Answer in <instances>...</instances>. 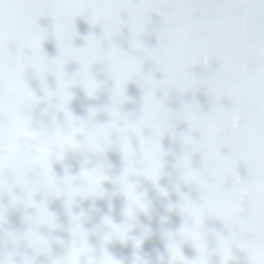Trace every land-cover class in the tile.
Wrapping results in <instances>:
<instances>
[{
  "label": "snow or ice",
  "instance_id": "6c2138e0",
  "mask_svg": "<svg viewBox=\"0 0 264 264\" xmlns=\"http://www.w3.org/2000/svg\"><path fill=\"white\" fill-rule=\"evenodd\" d=\"M125 13L133 34V53L121 52L114 45L104 49L94 38L84 48L73 47L75 17L88 16L92 23H102L111 40L124 23L121 17ZM153 13L163 17L164 28L159 46L145 48L139 37ZM42 16H51L55 22L53 35L60 50L56 60H48L42 52L47 38L37 23ZM10 45L15 46V54ZM144 58L158 64L162 81L143 75ZM70 61L80 64V71L71 79L64 73V65ZM210 61H218L219 70L199 79L193 75V66ZM97 63L106 66L114 82L109 109L114 119L123 118L119 107L126 100L127 82L133 77L143 81L142 114L135 123L126 120L124 128L116 129L125 168L123 176L113 182L126 183L129 174L155 181L164 167L160 139L173 131L176 120H183L188 132L180 138L184 151L176 168L181 180L200 192V201L182 195L181 211L197 224L207 216L220 220L233 243L249 233L252 240L264 243V0H0V178L7 172L9 180L28 193L27 204L36 209L27 218L26 236L34 244H42L40 225L55 226L46 204L32 200L36 191L44 188L51 193L58 184L87 178L89 190L95 194L99 184L109 179L102 171L85 167L80 177L66 175L58 180L51 168L50 146L70 144L79 132L90 148L104 152L111 146L113 128L75 121L68 112L65 115L73 122L68 134L58 125L33 128L27 113L39 100L25 82V71L32 68L41 79L54 74L58 90L48 93V100L55 95L64 107L70 99L68 90L75 84L83 85L89 95L99 88L90 73ZM158 88L180 93L204 88L214 99L212 110L203 113L191 104L173 113L156 97ZM225 97L231 100L230 108L221 103ZM192 132L200 133L199 140ZM132 135L138 141L136 146L131 143ZM224 148L229 150L227 155ZM197 153L202 158L199 169L192 166V156ZM241 163L249 170L243 180L238 174ZM33 173L38 175L36 183L26 179ZM78 230L74 226L73 232ZM182 233L198 250L202 248L195 231L185 227Z\"/></svg>",
  "mask_w": 264,
  "mask_h": 264
},
{
  "label": "clouds",
  "instance_id": "9594fccd",
  "mask_svg": "<svg viewBox=\"0 0 264 264\" xmlns=\"http://www.w3.org/2000/svg\"><path fill=\"white\" fill-rule=\"evenodd\" d=\"M98 91H100V85L92 95H89L87 90L86 93L89 97H95ZM53 97H56L59 100V103H56L54 107L57 110H65V106L60 107L61 101L55 95L52 96L51 102L48 100L49 105L53 106ZM71 98L72 97L70 96L67 104ZM110 107L106 110L109 112L111 119L106 124H110L113 131L110 137L111 146L106 148L104 152L90 148L86 143L85 135L79 132L72 136L70 144H64L62 146L60 144H53L50 146L51 161H62L69 152L73 154H94L97 158V163L89 165L85 162L82 168L86 167L89 171L98 169L102 171L105 176L109 177V179H105L99 184V188L95 194L89 190V180L87 178L83 180L74 179L67 185L58 184L55 191L51 193L47 189L41 188L47 196L64 198L66 202V208L70 216V223L68 226L70 240L64 243L65 250L63 255L57 256L53 254L51 238L42 236L39 230L38 234L42 244H34L26 236V233L29 231L27 218L30 216L25 217V222L27 224L26 231L20 233L8 230L6 226L8 224L9 209H27L32 206L27 204L28 193L20 184L9 180L7 172L4 174L3 178H0V201H2L5 196L8 197L7 205L0 202V264H40L39 258L42 256L47 258V264H153V262L142 253V244L144 240L151 235V229L145 228L141 235H134L137 229L138 214L143 213L144 215H150L152 212V201L148 198L146 191L142 188L141 183L137 178H143L144 181L150 182L156 189L159 197L167 199L169 195L168 190L162 187L159 183L161 177L164 175V167L155 181L142 174H129L126 177V183L113 182L123 176L125 168L124 155L121 152L119 145L120 134L116 129L124 128L126 120L129 124L135 123L137 118L133 119L132 117L121 113L119 110L121 117L123 118L114 119L109 111ZM95 112V109H91L87 119H80L75 117L71 112L68 113L75 118V121H85L90 124H97L95 122ZM72 123L73 122L69 121L65 115V123L60 126L65 134H68ZM114 136L118 137L115 143L113 142ZM79 138L83 139L81 140ZM100 143H103L102 138ZM111 148H118L122 155L123 167L119 173H113L111 166L103 159L106 151ZM37 170L40 171L38 168ZM81 171L77 176H67L80 177ZM31 175L26 178L28 181H31ZM178 175L179 180L183 182L180 178L179 171ZM106 181L111 182L115 186L114 193H108L104 189L103 185ZM9 184L11 185L10 188ZM17 187L20 189L19 193L15 191ZM113 195H120L124 199V206L122 209L124 221L122 223L117 224L113 221L111 215H104L99 224L89 230L85 227V224L89 219L87 213L84 211L79 213L73 212V208L77 205L78 201L85 199H91L93 201L97 199H108L111 209V197ZM182 203H184V201L181 200L177 205H168V210L178 211L179 214L185 218V222L177 232L164 231L162 233V238L166 245V264H213V256L218 257V264H236V257L233 254V249L236 247H239L245 252L247 256V264H264V243L252 239L241 238L239 243L231 242V238L221 239L218 241L217 247L214 250L210 249L206 243L205 233L201 230L205 218L197 224L192 216L181 211ZM47 211L51 213L48 208ZM51 214L54 218L52 223L55 226H50L49 223L44 224H47L51 229H55L57 227L56 217L53 213ZM74 217L76 218L75 221L73 219ZM74 226H77L79 229L76 233L73 232ZM185 227L191 231H195L199 235L202 242V248L200 250L194 246L192 240L186 233H182V229ZM92 235H95L97 239V244L95 246L89 243V238ZM115 241H119L121 244L125 245L131 242L134 251L130 259L126 260L123 258H117L109 251L108 246ZM184 242H191L196 249V256L194 259L189 260L184 256L182 251V244ZM23 248L30 249L31 254L23 251ZM164 258V253L158 254L159 264H163Z\"/></svg>",
  "mask_w": 264,
  "mask_h": 264
},
{
  "label": "water",
  "instance_id": "95a60500",
  "mask_svg": "<svg viewBox=\"0 0 264 264\" xmlns=\"http://www.w3.org/2000/svg\"><path fill=\"white\" fill-rule=\"evenodd\" d=\"M80 17L81 16L75 17L73 21H77ZM40 19H41V22H40ZM156 22L163 23V21L158 20V19L156 20ZM37 23H38V26L44 25V24L47 26L48 31H46L45 33H48L51 30L54 31L53 25L55 22L51 16H42L39 18V21H37ZM44 47H45V42L43 41L42 48ZM57 58L59 57H56L52 60H56ZM151 61L154 62L153 60ZM202 65L203 64H197L193 66V73L198 79L206 75H209L213 72V71L212 72L203 71L201 69ZM208 65L213 68H217L220 66L218 61H210ZM79 71H80V64L77 61H75L72 64L70 63V64L64 65V73H65L66 78H69V79L73 78L76 75V73H78ZM97 73H98V66L96 67V75ZM97 78H98V83L100 84V87H101V80H103L105 77L104 75L101 74ZM152 78L154 79L155 77L153 76ZM24 79H25V82L27 83L28 88L32 91V93L39 100L38 103H35L32 105L31 109L27 113L32 121L33 128L39 129L41 126H45L47 128H55L57 125L58 126L64 125L65 111L71 112L75 117L80 118V119H87L89 117V113L86 114V118L83 117L84 98L82 97V94L83 92L86 91L83 85L77 83L68 90L72 98L69 101V103L65 106V110L61 111V110H57L54 107L56 103H59V100L56 97H53V102H52L53 106H50L48 103V93H55L58 90V81L54 74L52 73L45 74L43 79H41V76L35 70L32 71V68H28L25 71ZM125 86H126V90H128L129 94L131 95L130 97H127L128 103L126 106L130 109V111L138 112L139 109H142L143 107L144 89L142 87H135L133 85H125ZM104 93L106 94L108 93L107 86L105 87ZM157 94H159L158 97H157ZM155 95L158 99H162L164 101L168 109L172 108V105L178 100H180L183 96L180 92L174 91V89L167 93H164L163 91H160L157 89L155 92ZM77 99H80L81 102L78 103ZM201 102L205 104V107H208V112H210L211 107H213V104H214V99L212 96H210L207 93L206 89L205 91L204 90L200 91L198 96L194 98V102H192L191 104L199 105ZM221 103L224 105L225 108H230L227 106V104H231V100L225 97L221 100ZM184 104L191 105V104H188L187 101H185ZM136 105H138V108L135 111H133ZM107 106L110 107L111 105H107ZM199 109L203 113H208L204 111L205 108L202 109L199 106ZM96 113H95V116H96ZM97 115L101 118L95 122L97 124H100L99 121L102 120L103 115H100L99 113H97ZM135 118L137 117H133V119ZM106 123L108 122H105L102 124H106ZM178 127L181 130L183 129L188 130V125L183 120L175 121L173 130L177 129ZM146 134H149V133L146 132ZM191 134L197 135L199 134V132H192ZM79 139L82 140L83 138H79ZM117 139L118 137L114 136L113 142L115 143ZM169 140L170 139H167L165 143H162L160 141L161 147L164 153L166 154L164 157V162H166V166L168 165V168L170 170V172L167 173V176H165V173H164V175L161 177L159 181L160 185L168 190L169 195L167 199H162L161 197H159L156 189L150 182L144 181L143 178H137L139 182L141 183V186H144L145 188L148 187L152 191L153 195L157 197L158 199V203H157L158 206L155 205L154 202H152V206L156 208L154 209V215L157 216L159 219L158 220L151 219L146 224L147 228L151 229V235L148 238H146L145 241H147L148 243H153V244L151 246H147L143 243V245L147 248V251H142V253L146 255L153 262V264H159V261L157 260L158 255H154V256L151 255L150 253L151 250L159 251L166 255V247L164 248L161 247V246H164L165 244V241L162 238V233L164 231L175 230V229H170L171 226L176 228V230L178 231L181 228L182 224L185 222V218L181 216L178 211H169L168 205L169 204L177 205L182 200V195L184 197L190 198L193 202L198 203L200 201V192L195 188V186L189 185L179 180L176 163H177V159L183 155V151H184V148L179 147L181 144L180 138L172 139L170 145H168L166 144V142H168ZM131 143L133 144V146L137 145L138 141L135 135L131 136ZM118 150H119L118 148H111L108 151H106L103 157L104 161L111 166V169H115L117 173H119L123 167V162L117 164L116 156L113 155L114 152ZM85 162H87L89 165H93L97 163V158L92 153L73 154L69 152L67 153V155L62 161L52 160L51 168H52V172L57 177V179L62 180L66 175L77 176L78 175V170L76 169L78 168L77 166L82 168ZM111 163H115V164H111ZM192 166L197 169L201 168L202 159H197L193 155L192 156ZM137 167H140L139 163L137 164ZM246 170H248L247 166L244 163H241L238 167V174L242 180L247 179L246 174H245ZM76 171H77V175L75 174ZM33 174L37 175V173H33ZM106 185H109V187H106ZM172 185L174 186V188L176 189L179 195L172 190ZM103 187L108 193H112V191L115 189V186L109 181H106ZM110 188H113V190L111 191ZM15 191L19 193L20 192L19 187H17ZM5 197L8 198L7 196ZM111 198L112 200L117 201V202L121 200L120 195H113ZM63 199L64 198L49 197L45 194L43 189L36 191L35 194L33 195V201L37 204L41 202L45 203L48 210L51 213H53L55 217L57 215V212H55V209L61 205V203L63 202ZM114 201H111V202H114ZM107 204H109L108 199H106V201H103L101 205L99 204V201H90L89 205L94 210H97L98 213L111 215L114 221L115 220L120 221V218L114 216L110 208L109 207L107 208L105 206ZM75 209H77L76 206H75ZM17 211L15 212L12 208L9 209L8 224L6 227L8 228V230H10V227H14L10 231L22 233L26 231L27 224H25V221L23 218L18 216ZM26 211L30 213L31 215H34L36 212V209L34 207H30V208H27ZM45 225L47 224H41L38 229L41 235H42L43 226ZM144 229L143 228L137 229L134 235H137V236L141 235ZM201 230L205 233L207 246L213 250L217 247L219 240L230 238V233L225 228V225L220 220L214 217H211V216L205 217ZM66 232H68L67 235L70 238L68 228H66L63 234L65 235ZM243 238L252 239L253 237H252V234L250 235L249 233V234H246ZM56 240H57V243L59 244H54L53 243L54 241L52 240L53 254H55V251L59 246L67 242V240H64V238L63 239L57 238ZM182 251H183L184 256L188 258L189 260L194 259L196 256V249L194 248L191 242L183 243ZM233 254L236 257V264H247V256L242 249H240L239 247L234 248ZM166 260H167V256H166ZM212 261H213V264H218V257L213 256Z\"/></svg>",
  "mask_w": 264,
  "mask_h": 264
},
{
  "label": "bare ground",
  "instance_id": "6f19581e",
  "mask_svg": "<svg viewBox=\"0 0 264 264\" xmlns=\"http://www.w3.org/2000/svg\"><path fill=\"white\" fill-rule=\"evenodd\" d=\"M122 21L124 23H122L119 32L112 37L111 40L107 39L105 36V30H104V26L102 23H92L91 20L89 19L88 16H81L77 21H73V32H74V37L72 40V44L73 47L75 48H84L85 45L87 44L89 39H96L102 48L104 49H108L110 46H115L117 48H119L121 50V52L124 53H133V34L130 31V28L127 25V14H123L121 17ZM161 20L163 21V23H157L156 20ZM39 21V19H38ZM41 22V19H40ZM54 27V25H53ZM164 28V20L163 17L161 15H159L158 13H153V15L151 16L150 19V23L148 24L146 30L140 35L139 39L141 40V42L143 43L145 48H156L159 46L160 44V39H159V34L160 32L163 30ZM39 29L43 32L48 31L47 26L44 25H40ZM53 30H51L50 32L47 33V38L44 40L45 42V47L42 48V52L43 54L46 56V58L48 60H52L56 57L60 56V50L58 47V43L56 40V37L53 35ZM10 49L12 50L13 54H15V46L14 45H10ZM25 54L26 55H30L29 50L25 49ZM75 61H70L66 64H72ZM98 66V73L96 75V67ZM220 67V66H219ZM219 67L217 68H213L211 66L207 65H202L201 69L205 72H214L219 70ZM32 71H34V69H32ZM192 73H193V67L191 69ZM142 72L144 76H150V77H155L154 80L156 81H162L164 79V75L162 73V71L160 70L158 64L154 61L152 62L151 59L148 58H144L143 59V63H142ZM90 73L92 75V77L98 82V78L101 74L104 75V79L101 80V87H100V91L97 92V94L95 95V97H89L85 92H83L82 97L84 98V102H83V107H84V113H83V117L86 118V114L90 113L91 109H95L97 113H99L100 115H103L102 120L99 121L100 124L105 123V122H109V120L111 119L109 112L106 110L107 108H109L107 105H111L112 104V88L114 87V82L112 81V79L110 78V76L108 75L107 72V68L104 64L102 63H97L92 65V67L90 68ZM193 75H195L193 73ZM100 85V84H99ZM126 85H133L135 87H142L143 88V81L141 78L139 77H133L131 80H129L127 82ZM107 86L108 89V93H104L105 91V87ZM158 90L163 91L164 93H167L173 89H161L158 88ZM205 89L204 88H200L196 91H191V92H185V93H181L183 96L180 100H178L177 102H175L172 105V108H170L169 110L173 113H178L181 111L182 107L185 105L184 102L187 101L188 104H191L192 102H194V98H196L198 96V94L200 93V91H202ZM174 91H176L174 89ZM208 93V92H207ZM124 95L126 96V100L124 101V103H122L119 107V110L121 111V113L126 114L130 117H139L142 114V109H139L138 112H132L130 111V109L126 106L128 101H127V97H130L131 95L129 94L128 90H126V86H125V91H124ZM159 96V94H157V97ZM86 101V103H85ZM77 102H81L80 99H77ZM198 106H200L202 109H204V111L208 112V107H205V104L203 102H201ZM228 107H231V104H227ZM138 108V105L135 106V108L133 109V111H135ZM212 110V107H211ZM126 111V112H125ZM95 112V113H96ZM96 113L95 116V121L99 120L101 117H99ZM105 117V118H104ZM177 121V120H176ZM184 128V127H183ZM146 132L148 133V131L146 130ZM181 132V133H180ZM188 130L186 129H179V127L175 130H173L172 132H168L165 133L160 141L162 143H165V141L167 139H170L168 142H166V144L170 145L172 139H179L181 138L185 133H187ZM194 139L199 140L200 138V133L197 135H192ZM180 148H183L182 143L179 146ZM223 152L225 155L228 154L229 150L227 148L223 149ZM116 156L117 159V164L121 163L120 161L123 160L122 159V155L121 153L118 151L114 152V154ZM195 158L197 159H202L201 156L197 153L194 154ZM111 164H115V163H111ZM77 166V165H76ZM78 168H76L78 170V174L81 171V168L79 166H77ZM170 170L168 168V165L166 166V162H164V173L165 176H167V173H169ZM77 175V171L75 173ZM246 177L248 178V174H249V170H246ZM173 179V178H172ZM30 180L32 183H36L38 181V175L32 174L30 177ZM173 181V180H172ZM142 188L146 191L148 198L154 202L155 205L158 206V199L157 197H155L152 193V191L148 188V187H144L142 186ZM110 190L112 191L113 188H110ZM172 190L177 193L176 189L174 188V186L172 185ZM115 192V189L112 191V193ZM178 194V193H177ZM179 195V194H178ZM120 201H114L111 198V201H114L111 203V211L113 212V214L116 215V217L120 218V221L115 220L114 222L119 224L122 223L124 221V217L122 215V209L124 206V199L122 196ZM88 201H93L91 199H87ZM99 200H106V199H99ZM83 201L85 202V200H82V204ZM4 204H8V198L4 197L2 199V201H0ZM101 205V204H100ZM87 209H84L83 211L87 213L89 219L88 222L85 224L86 229H92L95 225L99 224L100 222V218L98 216H93L92 215V207L91 206H86ZM108 208V207H107ZM110 208V207H109ZM15 212L17 211V214L19 217L23 218L25 221V217L26 216H32L30 213H28L26 211V209L24 208H12ZM154 208L152 206V212L150 215H144L143 213L138 214V218H137V229L140 228H147V223L149 222V220L151 219H155L158 220L159 218L157 216L154 215ZM60 210H65L67 213V208H63L61 206L57 207L55 209V212H58ZM73 212H74V208H73ZM94 214V213H93ZM121 214V215H120ZM95 215V214H94ZM57 221V229L58 231L61 230H66V228H68L69 223H70V216L68 213V216L66 218H62V219H56ZM26 224V222H25ZM14 227H10V230L13 229ZM136 229V230H137ZM170 229H176L174 227H170ZM177 231V230H175ZM174 232V231H172ZM251 235V234H250ZM93 238V246H95L97 244V239L95 237V235H92ZM250 239V238H249ZM145 245L147 246H151L153 243H148L147 241L144 240L143 242ZM185 243V242H184ZM92 245V244H91ZM108 247H110V249L114 252L117 253H126V251H128L130 249V245H125V244H121L119 241H115L112 244H110ZM161 247H166V245L164 244V246ZM129 252V251H128ZM158 259V258H157Z\"/></svg>",
  "mask_w": 264,
  "mask_h": 264
}]
</instances>
